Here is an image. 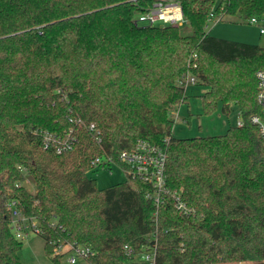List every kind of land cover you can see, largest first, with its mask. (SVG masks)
Returning a JSON list of instances; mask_svg holds the SVG:
<instances>
[{"label":"trees","instance_id":"1","mask_svg":"<svg viewBox=\"0 0 264 264\" xmlns=\"http://www.w3.org/2000/svg\"><path fill=\"white\" fill-rule=\"evenodd\" d=\"M156 1L0 0V264H27L13 201L37 222L52 264H63L55 248L67 242L94 251L78 264H137L155 243L156 264H264V138L251 121L264 45L208 31L212 11L264 18V0H166L180 3L191 34L139 24ZM188 71L208 86L205 114L236 105L243 124L173 137ZM73 127L79 140L62 154L36 133ZM139 140L166 149L167 186L192 214L166 195L155 221L149 183L127 175L102 188L89 175L94 158H117Z\"/></svg>","mask_w":264,"mask_h":264},{"label":"built area","instance_id":"2","mask_svg":"<svg viewBox=\"0 0 264 264\" xmlns=\"http://www.w3.org/2000/svg\"><path fill=\"white\" fill-rule=\"evenodd\" d=\"M223 19L222 14H216L212 11L209 14L208 23L210 21H220ZM185 21L183 10L179 2L157 0L153 6L147 11L141 13L137 17V22L143 25H179ZM251 24L258 25L261 34H264V18L252 17L249 21ZM196 56V55H195ZM257 80V103L260 112L252 115L251 121L258 126L264 138V68L259 69L256 73ZM186 89L191 85H197L198 79L195 75L188 71L180 81ZM76 125L84 123L81 118L75 120ZM238 125L243 124V120H238ZM91 131L99 140L100 131L97 129L96 123L92 122L88 125ZM43 140L44 148L53 150L57 154H62L75 147L79 138L76 128H70L63 133L52 132L48 130L36 131ZM168 153L161 145L153 144L147 140H139L136 145L129 150L123 151L117 158L110 155H99L92 160V170L107 169L112 173L114 165L119 166L126 173V176L139 178L151 185V191L147 193V197L153 199L156 211L154 212L155 221H158L159 209L164 203L166 195H170L174 199L175 208L185 215L193 213V209L183 200L180 193L172 192L167 186L166 180V164ZM16 208L12 212V227L17 238L25 240L31 232L38 233L40 228L35 220L28 218L22 214L17 208L16 201H13ZM154 239L157 241L158 232L155 231ZM127 253H132L129 245L125 246ZM55 253H62L63 263L78 264L88 261L94 255V251L89 246L77 244L74 242L60 243L55 248ZM157 243L146 247L141 253L136 255L137 264H156Z\"/></svg>","mask_w":264,"mask_h":264},{"label":"rangeland","instance_id":"3","mask_svg":"<svg viewBox=\"0 0 264 264\" xmlns=\"http://www.w3.org/2000/svg\"><path fill=\"white\" fill-rule=\"evenodd\" d=\"M178 26L183 34L192 33L191 25L186 20ZM208 31L211 35L220 38L264 45V34H261L258 25L237 21L232 16H225L223 20L217 22L210 21ZM207 90L208 86L201 84L188 87L187 100L174 113L173 137L191 138L220 135L225 133L230 126L237 125L240 112L239 107L236 105L232 107L229 114H225L221 106L212 115L204 113L202 95ZM89 175L95 178L102 188L126 180V173L116 165L112 167V173L107 169L99 168L96 171H91ZM23 241L20 256L25 263L52 264L51 258L46 254L45 240L41 235L31 232Z\"/></svg>","mask_w":264,"mask_h":264}]
</instances>
